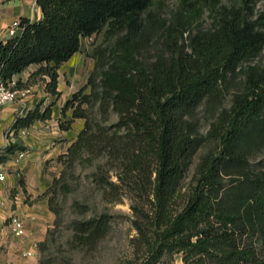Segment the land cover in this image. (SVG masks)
Masks as SVG:
<instances>
[{"label":"trees","instance_id":"1","mask_svg":"<svg viewBox=\"0 0 264 264\" xmlns=\"http://www.w3.org/2000/svg\"><path fill=\"white\" fill-rule=\"evenodd\" d=\"M257 1L230 9L219 0H194L192 12L213 8V26L191 34L187 44L179 39L189 19L168 26L165 48L150 63L139 55L152 28L144 13L153 0H36L42 16L20 17V33L0 41V78L12 81L37 65L26 83L39 76L52 96L16 116L8 133L18 137L36 120L51 118L61 95L58 69L80 50L81 39L103 29L116 37L87 54L93 68L61 108L63 115L72 110L61 129L77 118L83 126L58 156L62 169L44 194L58 216L54 200L71 191L77 165H94L91 183L106 202L130 200L135 234L120 264H173L177 253L183 264H264V169L249 162L264 144V66L244 65L264 48V11L255 13ZM240 71L241 85L225 106L230 79ZM15 85L21 88L19 79ZM200 106L212 118L207 135L195 119ZM206 138L216 147L200 157L185 184ZM27 150L20 140L10 142L0 148V163ZM19 184L24 187L21 175ZM111 218L103 211L72 220L69 243L95 247L110 232Z\"/></svg>","mask_w":264,"mask_h":264},{"label":"rangeland","instance_id":"2","mask_svg":"<svg viewBox=\"0 0 264 264\" xmlns=\"http://www.w3.org/2000/svg\"><path fill=\"white\" fill-rule=\"evenodd\" d=\"M219 1L222 6L232 9L239 7L242 0ZM193 2L194 0H153L151 7L144 13V16H146V18L148 17V22L152 26V28L150 26L151 29H149L144 38V47L140 50L139 56L144 60V62L150 63L154 61L156 55L164 50V40L166 28L168 26L175 25L176 22L183 21L185 19L190 20V22L184 26L181 37L178 33V36L180 37V44H187L188 38L191 34L200 30H206L213 26L215 19V11H213V8L200 6L196 12H192L191 8L194 5ZM254 10L256 14L264 11V0L257 1L255 3ZM115 40L116 37H109L106 34L105 29L95 35H92L91 37H83L81 39L79 50L80 58L76 64L81 67V73L72 77V82L68 80V73H62L60 85L62 98L70 91H76L85 84L94 64V59L87 54L93 53L97 46L111 45L115 42ZM247 64H257L260 67L264 66V48L253 60L244 63V65ZM30 68L31 69L29 70L31 73L36 70L38 66L32 65ZM243 77L244 74L241 71L231 77L230 89L223 102L225 106H229L232 92L241 85ZM26 81H20L19 87L29 89V94H33L30 98H34L35 96L39 98V94V100L43 98L45 99V103L52 100V96L47 95V93L42 96L43 93L41 87L39 85L36 86L37 83H44L39 76L32 78L30 84H27ZM73 85L74 87L72 88ZM12 86L16 85L13 84ZM112 118L115 119V116ZM195 119L198 123L200 132L207 135L212 118L211 115L205 111L203 106L196 109ZM65 120L68 119L61 120L60 122L64 123ZM11 134L7 131L6 136L9 137ZM215 147V139H205L202 146L193 156L192 163L187 172V177L184 180L185 184L190 182L195 166L200 157L211 149L214 150ZM58 156L56 158V162L59 166V172L56 176L59 175L62 169V164L58 160ZM10 159L11 157L5 162L10 161ZM249 162L253 168L264 169V144L259 148L252 150L249 155ZM94 169V165H89L87 163L77 165L74 171V177L70 176L69 178V182L72 184L71 191L66 194L59 193L54 200V203L57 202V206L60 208V214L56 216L49 208L54 214V218L50 226L46 229L45 238L48 236L46 246L41 250L37 247V264H120L122 260L131 254L130 239L135 234V230L131 225L130 200L128 197H124L120 202H106L102 198L101 191L96 188L93 183H91L90 174ZM225 180L227 184L232 183V181L228 178ZM44 192L35 197V199L46 197L48 200L50 194H44ZM77 202L79 205H77ZM103 211H107L112 215L111 230L103 240H101L93 248L76 246L75 244L69 243L72 234V229L70 227V222L72 220L89 218L91 216L98 215ZM6 220L10 223V218H7ZM48 229H50V231L47 235ZM45 238L43 240H45ZM173 264H183L180 253L174 254Z\"/></svg>","mask_w":264,"mask_h":264},{"label":"crops","instance_id":"3","mask_svg":"<svg viewBox=\"0 0 264 264\" xmlns=\"http://www.w3.org/2000/svg\"><path fill=\"white\" fill-rule=\"evenodd\" d=\"M37 20L42 12L36 0H0V41L6 40L11 22L20 17ZM20 30H17V34ZM79 51L61 64L58 69V89H61V76L68 73V80L81 73V67L76 65L80 58ZM32 65L22 73L14 76L13 80L26 81ZM29 70V71H28ZM46 94L44 83L36 84ZM74 85L72 86V88ZM34 89V88H33ZM74 90L66 96L59 97L52 107L50 119L36 120L30 127L19 132L18 137L6 133L19 114H24L32 108L40 98L35 95L30 98L28 92L21 99H17L0 109V148L10 142L20 140L28 150L15 152L10 161L0 163V171L5 173L4 180L0 181V264H37V243L45 238L46 229L53 221L54 214L49 209L46 197L35 199L51 184L52 178L59 172L56 158L66 152L70 143L76 138L83 126V120H74L70 129H61V120L70 119L72 110H66L65 116L61 107L71 96ZM20 174L24 179V187L19 184ZM11 215L22 220V233L12 232L7 218ZM29 252L30 254H28Z\"/></svg>","mask_w":264,"mask_h":264},{"label":"built area","instance_id":"4","mask_svg":"<svg viewBox=\"0 0 264 264\" xmlns=\"http://www.w3.org/2000/svg\"><path fill=\"white\" fill-rule=\"evenodd\" d=\"M17 30H20L19 19L13 20L9 25L7 32L8 36L11 37L16 35ZM13 84H15V80L5 82L0 78V109L10 102L23 98L26 92H28V89L14 88V86H12ZM23 130H20V132ZM4 178L5 173L0 171V181L4 180ZM10 225L14 234L19 235L22 233L23 224L22 220L18 216H10ZM27 253L30 254L29 252Z\"/></svg>","mask_w":264,"mask_h":264}]
</instances>
